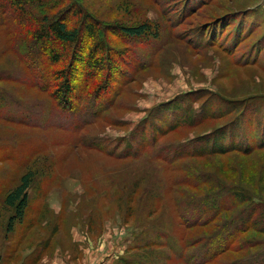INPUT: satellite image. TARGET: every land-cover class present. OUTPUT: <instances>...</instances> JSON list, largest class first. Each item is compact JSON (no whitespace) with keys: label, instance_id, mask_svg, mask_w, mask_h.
<instances>
[{"label":"rangeland","instance_id":"obj_1","mask_svg":"<svg viewBox=\"0 0 264 264\" xmlns=\"http://www.w3.org/2000/svg\"><path fill=\"white\" fill-rule=\"evenodd\" d=\"M2 1L0 92L6 93L7 99L12 97L14 103L39 105L42 121L53 113L57 114L53 121L64 122L53 89L46 93L33 86L36 80L26 59L31 55L24 44L29 24H23L12 8H2ZM80 1L105 24H147L156 32L149 40L107 33L113 50L126 48L131 59L129 75L111 107L91 118L89 124L40 131L0 114L1 264H186L185 252L193 236L208 234L213 225L187 229L179 217L177 196L205 193L206 184L192 187L197 175L215 174L227 186L244 187L257 203L264 202V149L212 158L165 157L173 155L175 146L211 134L231 118L239 117L247 132L250 123L256 129L263 122L264 46L253 63L245 65L243 61L254 57L252 47L264 43V0H209L194 12L191 5L178 7V0ZM171 8L174 16L169 13ZM234 17L249 18L251 28L234 53L198 44L196 36L202 27ZM34 47L39 50L41 45ZM116 54L111 61L114 67H121ZM47 64L45 68L51 73L60 68ZM200 93L247 104L226 119L169 131L155 148L148 147L137 157L117 158L83 145L86 135L98 133L112 139L110 149L120 152L124 148H119L120 140L125 142L132 135L149 117L151 108ZM205 100L195 101L194 106L200 110ZM21 143L34 154L41 152L36 162L27 166L19 163L16 150L17 146L21 149ZM29 170L35 180L29 189L26 222L17 223L16 230L8 232L14 211L5 198ZM242 239L247 242L244 250L229 251L214 264L232 263L264 251V233L250 230Z\"/></svg>","mask_w":264,"mask_h":264},{"label":"trees","instance_id":"obj_2","mask_svg":"<svg viewBox=\"0 0 264 264\" xmlns=\"http://www.w3.org/2000/svg\"><path fill=\"white\" fill-rule=\"evenodd\" d=\"M208 1L200 0L191 4L193 0H178L176 3L178 7L180 4L184 7L191 5L190 11L194 12ZM1 6L12 8L10 11L21 16L23 24H29L30 30L27 32L24 44L31 55V59H26L36 80L33 86L46 93L50 88L53 89L52 95L61 110L59 117L63 114L65 121H53L57 118L54 116L57 114L53 113L51 117L49 114L46 115L47 121H42L37 111L39 105L30 106L17 101L14 103L12 97L7 99L6 93L3 95L1 92L0 114L9 121L29 128L36 127L40 131L53 127L58 129L82 127L85 123L89 124L91 118L101 116L111 107L115 94H118V89L129 75L127 67L131 64V59L126 48L113 50L107 38L109 31L120 36L146 40L151 39L156 32L147 24L139 26L105 24L87 10L80 0H3ZM173 10V8L169 9L171 16H174ZM177 13L178 11L175 14ZM248 19L247 17L221 18L211 22L197 33L198 44L207 47L215 45L234 53L251 33ZM24 26L23 30H25ZM263 44L257 43L259 47L251 48L250 54L255 52V55L244 60L245 65L258 59L260 53L258 49L262 51ZM35 45H41V48L35 50ZM114 53H117L116 58H119L121 67L113 66ZM51 63L60 68L52 73L49 72V68H45V65ZM105 81L107 85L102 83ZM200 95L201 93L196 96L191 94L188 97L184 95L177 102L151 108L149 117L138 124L132 135L125 138V142L120 140L119 148L124 145L120 152L110 149L112 139L98 133L86 135L87 141H84L83 145L110 156L115 155L117 158L137 157L148 147L155 148L160 137L169 131L182 126H198L207 120L226 119L241 111L243 105L247 104L220 98L215 94ZM204 97L206 100L199 105L200 110H198L194 102ZM245 128L247 127L241 128L239 117L236 120L231 118L228 123L211 134L198 136V139L175 146L172 148L173 155L165 157L170 160L212 158L229 153L249 155L256 150L264 149V120L256 129L254 123H250L249 132ZM149 131L152 133L150 137ZM255 131L257 134H254ZM138 137L141 139L137 140ZM243 139L248 141L245 142ZM21 146V149L17 146L16 150L17 156L20 154L18 158L20 164L31 165L40 157L41 152L34 154L22 143ZM15 162L18 163L16 159ZM46 165L50 167L49 163ZM34 180L35 174L29 170L21 177L20 184L7 194L5 202L14 211L9 219L8 232H14L17 223L26 222L30 207L29 189ZM194 182L192 187L206 184L204 187L207 188H204L205 193L200 195L188 193L183 197L177 196L181 222L187 229L213 225L208 234L193 236L194 241L185 252L187 258L184 263L214 264L229 251L244 250L247 242L242 237L246 232L254 230L264 233V202L257 203L244 187L227 186L228 184L215 174L197 175ZM217 264H264V251L249 254L232 263Z\"/></svg>","mask_w":264,"mask_h":264}]
</instances>
